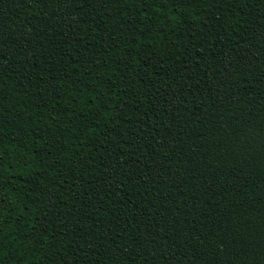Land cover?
Returning <instances> with one entry per match:
<instances>
[{
	"label": "trees",
	"instance_id": "obj_1",
	"mask_svg": "<svg viewBox=\"0 0 264 264\" xmlns=\"http://www.w3.org/2000/svg\"><path fill=\"white\" fill-rule=\"evenodd\" d=\"M0 264H264V0H0Z\"/></svg>",
	"mask_w": 264,
	"mask_h": 264
}]
</instances>
